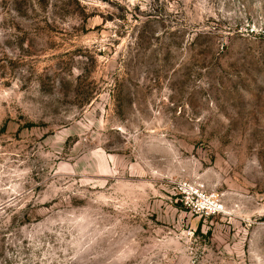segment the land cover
<instances>
[{
  "label": "rangeland",
  "instance_id": "rangeland-1",
  "mask_svg": "<svg viewBox=\"0 0 264 264\" xmlns=\"http://www.w3.org/2000/svg\"><path fill=\"white\" fill-rule=\"evenodd\" d=\"M0 264H264V0H0Z\"/></svg>",
  "mask_w": 264,
  "mask_h": 264
},
{
  "label": "built area",
  "instance_id": "built-area-1",
  "mask_svg": "<svg viewBox=\"0 0 264 264\" xmlns=\"http://www.w3.org/2000/svg\"><path fill=\"white\" fill-rule=\"evenodd\" d=\"M181 190L188 194L184 197V202L193 211L212 214L223 210V203L216 195H209L198 188H187L185 185L181 186Z\"/></svg>",
  "mask_w": 264,
  "mask_h": 264
}]
</instances>
